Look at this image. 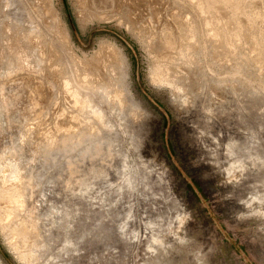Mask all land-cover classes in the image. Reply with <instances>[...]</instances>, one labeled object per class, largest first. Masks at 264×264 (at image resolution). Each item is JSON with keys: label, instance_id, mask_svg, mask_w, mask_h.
I'll return each instance as SVG.
<instances>
[{"label": "rangeland", "instance_id": "rangeland-1", "mask_svg": "<svg viewBox=\"0 0 264 264\" xmlns=\"http://www.w3.org/2000/svg\"><path fill=\"white\" fill-rule=\"evenodd\" d=\"M0 264H264V0H0Z\"/></svg>", "mask_w": 264, "mask_h": 264}, {"label": "bare ground", "instance_id": "bare-ground-1", "mask_svg": "<svg viewBox=\"0 0 264 264\" xmlns=\"http://www.w3.org/2000/svg\"><path fill=\"white\" fill-rule=\"evenodd\" d=\"M117 94H115V95H117ZM119 95L120 94H118V96ZM114 99L116 102L115 96H114ZM119 99H120V97H119ZM74 103H75V106L78 107L81 105V100L74 97ZM118 103H120V102H118ZM93 119L95 120L94 122L101 123V122H99V119L97 117H94ZM79 121L73 130L68 131L67 133H65L63 135H59L56 132L44 134L45 141H43V142H45L46 146H45V150L43 148V150H44V154H43L44 156L43 157H44V159H46V161H50L51 159H56V158H54L55 156H51V154L54 152L63 153V154H67L68 152L71 153L70 151H73L80 144L81 141L84 142L87 138H90V137L97 135L100 132H102V131H99L93 125H91V126L94 128L91 130L90 128H88V125H87V127H85L82 124V122H79ZM94 122H92V123H94ZM74 139H76V140L74 141ZM66 141H69L71 144L66 145ZM13 168H14L12 171L13 174H11V176H13L15 179H17L19 181H22L23 178H25V177H28L29 180L31 179V177L29 175H26L24 177V175L22 174L19 167L15 166ZM15 189H19V187L16 185ZM15 193H18V194L15 195L16 200H14V203L17 206H20L22 209H25L26 211H28L27 200H26L27 195H24L19 190L16 191ZM28 195L31 196L32 193H28ZM28 212H30V211H28ZM9 214H10L9 216H11L12 214H14V212L10 210ZM26 217H27V222H25L24 224H26L27 227L25 229L23 227L22 228H18L16 226H13V227H14V230H15L17 235H21V236L27 235L29 246H33L34 244H36V241L34 239L32 240L33 236L36 237V235H39L38 226H37L36 220H34L32 216H31V218L29 215H27Z\"/></svg>", "mask_w": 264, "mask_h": 264}]
</instances>
